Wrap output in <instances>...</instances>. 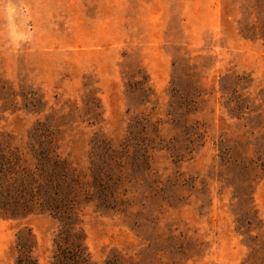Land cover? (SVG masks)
Here are the masks:
<instances>
[{
  "label": "rangeland",
  "instance_id": "rangeland-1",
  "mask_svg": "<svg viewBox=\"0 0 264 264\" xmlns=\"http://www.w3.org/2000/svg\"><path fill=\"white\" fill-rule=\"evenodd\" d=\"M38 125L114 191L92 264H264V0H0V149ZM21 232L55 264L49 215L0 216V264Z\"/></svg>",
  "mask_w": 264,
  "mask_h": 264
},
{
  "label": "trees",
  "instance_id": "trees-1",
  "mask_svg": "<svg viewBox=\"0 0 264 264\" xmlns=\"http://www.w3.org/2000/svg\"><path fill=\"white\" fill-rule=\"evenodd\" d=\"M30 140L36 144L27 152L20 147L0 149V216L13 221L33 215L51 216L60 223L55 264H92L78 227V206L83 200L113 210L116 199L112 186L95 175L92 182L84 181L58 155L52 134L44 125L31 131ZM104 149L108 157L114 155L109 144H104ZM32 249L29 232L19 233L18 264H35ZM109 264L121 263L116 259Z\"/></svg>",
  "mask_w": 264,
  "mask_h": 264
}]
</instances>
